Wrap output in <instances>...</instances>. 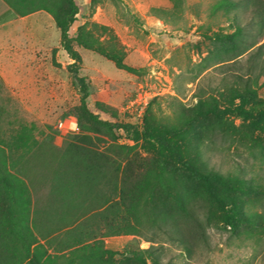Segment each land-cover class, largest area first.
Listing matches in <instances>:
<instances>
[{
    "label": "rangeland",
    "instance_id": "rangeland-1",
    "mask_svg": "<svg viewBox=\"0 0 264 264\" xmlns=\"http://www.w3.org/2000/svg\"><path fill=\"white\" fill-rule=\"evenodd\" d=\"M219 1L76 0L78 11L69 33L75 35L79 28L106 47L114 42V50L122 61L138 68L130 71L119 67L112 57L73 40L82 58L78 71L89 83L88 106L109 120L141 122L142 117L123 108L142 84L155 97V120L168 124L176 121L183 108L192 107L196 93L220 96L219 89L233 82L240 85L238 76L246 78L249 74H258L257 94L264 97V22L260 26L258 13L261 11L264 18V1L244 4L233 0L237 4L222 5ZM28 13L31 15L26 17V41L33 40L35 46L26 50L33 55L27 57L30 62L25 64L22 93L12 92L0 83V101H7L0 106V144L8 152L9 161L20 159L17 174L22 182L23 203L31 210L37 204L51 203V158L44 150L49 142L60 146L68 132L78 131L76 125L61 135L56 123L64 117H75L73 106L79 103L80 92L67 67L72 58L60 43L54 17L44 8L25 14ZM237 25L242 26L246 41L256 43L234 58H215L212 50L224 42L222 34ZM112 34L115 38L110 37ZM226 117L233 120L239 132L233 138L216 134L210 141L205 139L201 152L208 168L242 180L241 187L232 192L241 214L236 230L223 223L209 225L205 226V238H192L185 231L181 241L174 233L164 232L149 222L141 223L138 234L126 233L124 220L117 218V227H111L101 237L106 247L117 250L112 264H123L125 260L126 264H137L124 256L130 254L129 250L150 244L156 246L160 264H264V130L249 131L247 119L232 114ZM186 134L192 137V133ZM117 136L120 142L132 143L122 136V129H117ZM187 138L182 147H189ZM103 146L100 142L99 147ZM43 222L50 224V230L57 225ZM56 234L55 241L64 235L63 231ZM49 251L67 253L53 247Z\"/></svg>",
    "mask_w": 264,
    "mask_h": 264
},
{
    "label": "trees",
    "instance_id": "trees-1",
    "mask_svg": "<svg viewBox=\"0 0 264 264\" xmlns=\"http://www.w3.org/2000/svg\"><path fill=\"white\" fill-rule=\"evenodd\" d=\"M5 1L21 14L39 8L52 14L60 43L72 58L67 67L80 96L79 103L73 106L78 131L68 132L60 146L49 142L44 150L51 158V203L37 204L31 210L23 203L17 174L20 159L9 161L8 152L0 144V264H112L117 250L106 247L101 237L111 227H117V218L124 220L126 233L138 234L141 223L149 222L164 232L174 233L181 241L185 231L192 238H205V226L209 225L223 223L236 230L241 214L232 192L241 187L242 180L208 168L201 143L216 134L233 138L239 132L226 114L247 119L249 131L264 130V97L258 96L255 86L258 74L246 78L239 75L240 85H225V89H219L220 96L196 93L192 107L183 108L176 121L168 124L155 120V97L146 106L141 122L109 120L88 106L89 83L78 71L82 58L73 40L112 57L119 67L130 71L138 68L122 61L114 50V42L106 47L79 28L75 35L69 33L78 11L76 0ZM251 1L262 4L264 0H242L244 4ZM228 2L237 4L233 0L218 4ZM258 13L262 26L264 18L261 11ZM222 35L224 42L212 50L213 56L221 60L234 58L256 43L245 40L240 25ZM110 37L115 38L113 34ZM118 128L132 143L118 141ZM186 133H192L193 138ZM244 135L247 137L248 131ZM186 136L189 147H182ZM100 142L104 144L101 148ZM12 167L16 169L11 170ZM44 220L57 225L50 230ZM56 231H63L64 235L55 241ZM49 247L67 253L52 254ZM128 252L124 258L137 264H160L154 244Z\"/></svg>",
    "mask_w": 264,
    "mask_h": 264
},
{
    "label": "crops",
    "instance_id": "crops-1",
    "mask_svg": "<svg viewBox=\"0 0 264 264\" xmlns=\"http://www.w3.org/2000/svg\"><path fill=\"white\" fill-rule=\"evenodd\" d=\"M30 13H18L0 0V83L17 94L22 93L25 64L30 62L27 57L33 55L26 50L35 46L33 40L26 41V17ZM6 102L1 100L0 106Z\"/></svg>",
    "mask_w": 264,
    "mask_h": 264
},
{
    "label": "built area",
    "instance_id": "built-area-1",
    "mask_svg": "<svg viewBox=\"0 0 264 264\" xmlns=\"http://www.w3.org/2000/svg\"><path fill=\"white\" fill-rule=\"evenodd\" d=\"M151 98L152 94L150 90L144 85L139 84L136 90L127 98L123 109L129 113H133L137 118H141ZM76 125V119L73 115L69 118H61L56 123V127L61 135H65L68 131L74 130Z\"/></svg>",
    "mask_w": 264,
    "mask_h": 264
}]
</instances>
